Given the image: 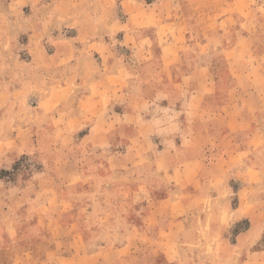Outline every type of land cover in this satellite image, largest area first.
I'll list each match as a JSON object with an SVG mask.
<instances>
[{"label":"crops","instance_id":"crops-1","mask_svg":"<svg viewBox=\"0 0 264 264\" xmlns=\"http://www.w3.org/2000/svg\"><path fill=\"white\" fill-rule=\"evenodd\" d=\"M55 1L67 2L71 9L73 0ZM204 1L220 2L206 14L213 29L194 27L195 14L190 11L183 12V21H163L161 11L157 15L161 20L154 27V38L160 41L155 73L128 78L120 61L111 60L109 45L98 41L88 44L100 63L93 65L92 73L79 81L50 82L41 100V112L49 113L69 95L72 84L81 88L78 102L67 108L66 116H79L78 129L90 119L89 135L95 134L97 144L106 141L110 148L113 132L125 139L132 131L116 153L120 173H128L136 163L148 166L138 175L142 180L137 188L152 195L165 191V196L133 206L141 212L131 223L121 213L128 229L102 230L98 222L87 226L80 218L85 210L67 204L66 198L52 213L56 217L45 215L47 206L40 200L36 205L42 208L34 207L39 213L28 218L29 207L36 206L28 197L30 189L23 190L10 176H0V264H264V247L255 248L264 243V0ZM33 4L26 0V6ZM163 4L171 2L154 0L151 5L160 9ZM96 17L91 9L84 10L76 22L78 34L106 33L93 20ZM182 23L189 24L185 33ZM40 29L46 33L43 26ZM132 30L128 20L123 37H134L137 59L146 48ZM86 48L81 45L80 57ZM29 52L36 53L31 56L36 65L49 61L56 67L66 62L67 55L57 45L47 60L45 51L34 45ZM178 64L183 68L170 73V67ZM227 72L230 76L224 77ZM227 80L232 84L222 90ZM12 96L24 97V92L7 96L0 87V129H33L27 123L19 125L20 110L11 104ZM158 98L165 117L152 115L150 105ZM27 143L2 138L0 170H7V153H23ZM43 146L48 142L40 141L37 149ZM66 156L59 155L57 171L42 170L33 189L43 193L50 182L69 184L66 176L74 175L66 169ZM119 209L130 207L122 202ZM71 213L74 216L67 219ZM18 214L36 230L19 229ZM242 221H248L247 230L234 239L226 235Z\"/></svg>","mask_w":264,"mask_h":264},{"label":"rangeland","instance_id":"rangeland-1","mask_svg":"<svg viewBox=\"0 0 264 264\" xmlns=\"http://www.w3.org/2000/svg\"><path fill=\"white\" fill-rule=\"evenodd\" d=\"M153 1L73 0L69 9L67 2L57 5L55 0H33L34 4L31 6H26V0H0V87L7 96L9 92H24V97L12 96L11 104L20 110L19 125L27 123L28 126H33V129L25 132L19 128L0 129V140L5 138L8 143L15 140L28 142V150L25 152L13 150L7 153L8 164H6L7 170L4 171L8 172L12 182L21 186L23 190L30 189L31 193L28 197L33 198L35 205L41 200L40 203L47 206V209H44L46 216L56 217L57 214L52 215V213L57 211L62 200L66 198L67 204H74L85 210L80 214V218L85 219L87 226L98 222L101 223L99 228L102 230L109 228L118 231L121 228L128 229L130 225L128 223L140 218L138 213L141 211L137 208L133 210V206L148 204L165 196V191L152 195L145 188H137L141 186L139 181L142 180L138 175L145 172L148 166L136 163L132 167L129 166L128 173H120L123 168L115 162L116 153L124 148L127 142L125 139L132 131L126 134L128 136L125 139L118 136V131L113 132L111 134L113 146L110 148L106 141L97 144L99 139L95 134L89 135L90 119L86 121L85 127L78 129L75 121L79 116L74 114L69 118L66 116L67 108H72L78 102L82 94L81 88L72 84L69 95L65 96L59 106L49 113L41 112L44 107L41 100L50 82L55 80L66 82L71 79L79 81L86 73H92L93 65L100 64L98 56L88 44L106 42L112 49L111 55H114L111 60L120 61V66L126 68V76L135 79L141 74H153L159 68L156 54L160 41L154 38V27L160 23L161 19L157 16L160 11L164 15L162 20L167 22L172 19L183 21V12L190 11L195 14L194 27L215 28V24H212L206 14L209 13L210 7V10L215 9L220 2L205 4L204 0H193L188 4L186 0H170L171 4H163L157 9L151 5ZM86 9H91L95 13L97 17L93 20L103 27L106 33L78 34L76 22L82 19L83 11ZM202 10H206L205 15L201 13ZM56 13L58 17L51 18V15ZM171 15L174 18H170ZM128 20L133 27L132 34L142 37L145 43L143 45L146 50L137 59L135 48L132 46L134 37L131 34L126 39L123 37L124 32L128 31ZM42 26L46 29V33L41 32ZM180 27L185 33L189 24L182 23ZM33 45L45 51L44 60H47V55L55 52L57 45L67 55L66 62L56 67L49 66L51 64L49 61L42 65L31 63L32 53L34 57L37 56L35 52H29ZM81 45L87 47L88 55L83 53L82 57L79 56L82 52L78 51ZM78 57H80L79 61L76 59ZM39 59L42 61V58ZM180 68H183L181 64L175 65L170 67L169 72L176 73ZM226 75L224 77L230 76L228 72ZM231 84L232 82L228 80L224 81L221 89L227 90ZM160 102L161 99L158 98L151 105L149 104L153 107L152 115L165 117L164 110L159 107ZM56 126H60V129ZM40 141L45 145L48 142V146H43V149L48 147L47 151H41L43 149L40 147H38L40 150L37 149ZM63 153L69 158L66 169L72 170L74 175L71 178L66 176L69 184L64 186L59 181L56 184L50 182L43 187L45 189L43 193L37 188L33 189L32 184L39 180L37 175L41 174L42 170L57 171L59 167L61 168L58 157ZM47 157L52 159L46 160ZM122 202L127 203L130 209L122 212L119 209ZM34 207L42 208L39 205L30 206L28 218H35L39 213ZM121 213L124 218L129 219L127 224L121 222ZM73 216L74 213H71L65 217L70 219ZM20 217L21 221L17 224L19 229L34 228L26 219L22 220V215L18 216ZM237 226L244 227L243 221L228 230L226 235L231 239L235 237L234 229ZM89 244L96 243L89 242ZM262 247H264L263 242L255 248Z\"/></svg>","mask_w":264,"mask_h":264},{"label":"trees","instance_id":"trees-1","mask_svg":"<svg viewBox=\"0 0 264 264\" xmlns=\"http://www.w3.org/2000/svg\"><path fill=\"white\" fill-rule=\"evenodd\" d=\"M0 176H5V177H7V176H9V173L6 172V171H4V170H0ZM243 223H244V227L239 228V226H237V228L234 229V235H237V234H239L240 232L245 231V230L248 229V226H249L248 221H243Z\"/></svg>","mask_w":264,"mask_h":264}]
</instances>
